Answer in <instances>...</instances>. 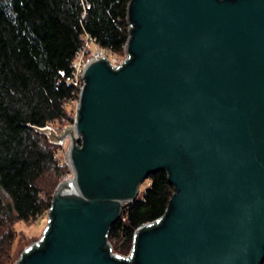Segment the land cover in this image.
Masks as SVG:
<instances>
[{
    "label": "water",
    "instance_id": "95a60500",
    "mask_svg": "<svg viewBox=\"0 0 264 264\" xmlns=\"http://www.w3.org/2000/svg\"><path fill=\"white\" fill-rule=\"evenodd\" d=\"M127 20L131 60L89 59L74 123L35 127L70 140L73 176L15 264H263L264 0H132ZM158 170L164 220L115 254L111 225Z\"/></svg>",
    "mask_w": 264,
    "mask_h": 264
},
{
    "label": "trees",
    "instance_id": "16d2710c",
    "mask_svg": "<svg viewBox=\"0 0 264 264\" xmlns=\"http://www.w3.org/2000/svg\"><path fill=\"white\" fill-rule=\"evenodd\" d=\"M131 1L0 0V264H10L13 225L44 214L49 219L53 190L70 171L58 158L59 145L35 127L74 123L67 105L75 87L66 78L77 52L89 54L87 40L125 55L122 66L131 60L125 52ZM148 178L146 192L124 205L107 233L111 250L132 259L137 231L159 225L175 193L166 170Z\"/></svg>",
    "mask_w": 264,
    "mask_h": 264
},
{
    "label": "rangeland",
    "instance_id": "374dc122",
    "mask_svg": "<svg viewBox=\"0 0 264 264\" xmlns=\"http://www.w3.org/2000/svg\"><path fill=\"white\" fill-rule=\"evenodd\" d=\"M86 48L89 51L88 52L89 54L86 53L87 58H92L94 56L97 57V56H100L99 54H101L104 57L109 58L114 66L121 65L126 59L125 55L107 52L106 50L101 49L94 42H91L88 40H87ZM76 106H77V101L71 100L67 105V109L71 114L75 115ZM50 127L54 129L57 134H61L64 131V129L67 127V125H61L60 123L56 122V123L51 124ZM69 147H70V140L67 139L66 142L59 145L58 151H57L58 158L62 161L63 164L68 165V166H69L68 164L69 161L67 159V154L69 151ZM69 170H70L69 173L66 175L65 179H63L61 182L72 178L73 172L70 166H69ZM60 183L56 185L55 189L53 190V193L55 192L56 188L58 187ZM50 185H52V183L50 184L48 182L47 186H50ZM150 185H151V180L150 178H147L140 185L138 196H142ZM47 223H48V215L44 214L38 219L27 221V222L20 221L13 225L14 237L8 248L9 249L8 254L10 256V261H9L10 264H15L21 258L22 254L24 253L26 249H28L29 247H31L32 245L40 241L47 227ZM113 252L115 254H123L116 249ZM124 256L128 257L129 254H126Z\"/></svg>",
    "mask_w": 264,
    "mask_h": 264
},
{
    "label": "built area",
    "instance_id": "2783aa9c",
    "mask_svg": "<svg viewBox=\"0 0 264 264\" xmlns=\"http://www.w3.org/2000/svg\"><path fill=\"white\" fill-rule=\"evenodd\" d=\"M101 56H103V55H101ZM89 59H91V58L86 57L85 49L77 52L74 60L71 63V75L66 78V82L68 84L74 85V87H75V92L73 94L76 95L74 100H76L77 102H78L80 92L83 88V71H84V68H85L87 62L89 61ZM110 62H111V60H110ZM111 64L113 65L112 62H111ZM75 116H76V114H75Z\"/></svg>",
    "mask_w": 264,
    "mask_h": 264
},
{
    "label": "bare ground",
    "instance_id": "6f19581e",
    "mask_svg": "<svg viewBox=\"0 0 264 264\" xmlns=\"http://www.w3.org/2000/svg\"><path fill=\"white\" fill-rule=\"evenodd\" d=\"M101 56V54H99ZM100 56H97V57H100Z\"/></svg>",
    "mask_w": 264,
    "mask_h": 264
}]
</instances>
